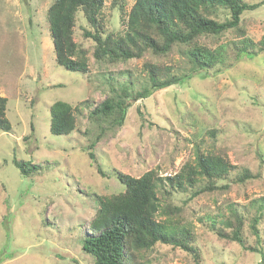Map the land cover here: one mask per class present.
<instances>
[{
	"label": "rangeland",
	"instance_id": "1",
	"mask_svg": "<svg viewBox=\"0 0 264 264\" xmlns=\"http://www.w3.org/2000/svg\"><path fill=\"white\" fill-rule=\"evenodd\" d=\"M53 1L0 0V96L6 98L5 116L11 126L10 132H0V264H92L81 250L78 235L83 227L78 224L93 215L98 196L123 191L115 172L139 177L153 169L162 176L173 175L182 163L194 159L198 149L220 152L233 167L228 176L211 192L192 199L190 191L172 194L162 204L178 207L177 217L190 230L198 264H260L262 259L264 263V50L258 52L257 45L264 35V0H244L259 6L241 17L245 36L258 53L235 60L241 39L234 32L219 39L201 38L211 48L222 45L223 62L133 103L123 125L93 150L104 176L84 153L92 139L86 134L91 130L89 109L78 106L105 98L100 70L91 58L94 44L84 36L85 31H94L78 12L73 39L88 53L89 74L57 65L46 21ZM113 1L104 0L103 27L122 32ZM121 1L127 13L134 0ZM145 62L186 68L185 57L174 48L166 57L145 52L103 71L127 70L140 86ZM57 101L78 107L76 128L67 137L49 131V109ZM14 159L43 168L24 177ZM244 170L251 178L239 181ZM231 208L243 217L245 246L259 248L262 255L210 231L212 224L227 229L224 222ZM254 217L260 219L259 244L250 229ZM139 259L145 264H196L191 254L163 244L141 253Z\"/></svg>",
	"mask_w": 264,
	"mask_h": 264
},
{
	"label": "trees",
	"instance_id": "2",
	"mask_svg": "<svg viewBox=\"0 0 264 264\" xmlns=\"http://www.w3.org/2000/svg\"><path fill=\"white\" fill-rule=\"evenodd\" d=\"M258 4H247L244 0H134L127 13L122 1L115 0L111 7L120 14L122 32L106 31L103 27L104 0H54L46 11L49 36L52 42L54 60L64 69L83 76L89 74L88 53L73 39L76 15L82 14L85 23L94 33L84 32L93 42L91 58L105 88V98L94 104L83 101L78 106L89 109L86 116L92 139L84 148L86 157L95 170L104 176L93 150L104 137L120 128L128 108L155 92L175 85H182L199 72L208 73L223 62L222 45L211 48L201 38H220L226 32H234L240 38L241 46L235 48V60L253 58L264 50V35L257 43L245 36L241 17L245 12L258 8ZM177 50L186 59V68L174 69L153 62L143 64L145 81L140 86L127 70L103 71L118 64L143 56L145 52L166 57ZM180 73V74H177ZM6 98L0 96V132H10L11 126L5 116ZM77 106L57 101L49 109V131L54 136H69L76 128ZM141 115L140 111H137ZM20 174L28 177L43 167L22 160H13ZM50 164H45V166ZM232 165L220 152L195 151L191 162L182 163L173 175L162 176L155 170L144 172L139 177L125 175L118 171L115 178L123 187L118 194L96 198L97 207L78 235L81 250L89 255L92 264H145L139 259L141 253L149 252L157 244L169 245L194 256L196 250L190 245L191 235L187 225H181L178 207L168 196L190 191V199L218 187L217 181L225 180ZM251 178L244 170L239 181ZM203 182L200 185V182ZM262 202H264L262 200ZM264 207V206H263ZM259 217L250 222V229L256 244L260 237L256 225ZM227 229H217L213 224L210 231L221 240L234 242L243 250L262 255L259 248L246 247L242 235L243 217L234 208L224 222ZM263 263V259L260 262Z\"/></svg>",
	"mask_w": 264,
	"mask_h": 264
}]
</instances>
